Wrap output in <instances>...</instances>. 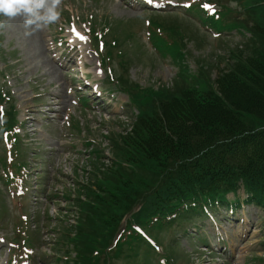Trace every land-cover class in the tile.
Instances as JSON below:
<instances>
[{"label":"rangeland","instance_id":"obj_1","mask_svg":"<svg viewBox=\"0 0 264 264\" xmlns=\"http://www.w3.org/2000/svg\"><path fill=\"white\" fill-rule=\"evenodd\" d=\"M71 1L72 5L59 3V19L42 30L26 29L22 16L5 18L6 25L0 29V89L10 91L17 101V106H30L33 118H40V107L35 106L39 92L25 79L35 78L37 86L46 89V93L51 97L59 96L56 104L51 99L49 101L52 105L42 107V113L49 116L48 118L51 116V123L40 124L35 119L36 125L33 128L39 129V132L33 134V142L39 150L35 149L34 154L29 156L16 158L28 163L34 170L31 180L23 172L28 185L26 201L25 194L21 197L8 196L9 191L5 187L2 188L0 183V233L6 235L7 240L6 243L0 241V264H22L25 259L33 264H69L70 261H78L77 247L85 245V242L80 240L77 244L68 241L62 229L69 231V228L62 222L66 219L71 223H80V212L73 205L74 198L79 195L78 187L95 181V163L102 169V162L106 164L110 161L111 157L106 155L109 151L102 153V150L108 146H119L115 143L119 135L126 130L119 122H131L134 115L131 113L129 118L118 115L125 114L126 108H132L125 107L129 103L133 104L132 96H139L142 91L151 89L164 90V93L168 94L169 91H178L189 86L188 84L205 79L202 76L214 81L222 72L232 68L239 58L249 57L256 52L261 53L259 45L262 41L252 29L254 24L264 28V0L257 13L254 8L250 20L245 19L246 15L239 11L237 16L240 18L235 17L230 21L217 20L220 14L214 9V16L206 11L202 12V9L198 14L194 10L190 11L192 3L204 9L202 0H163L164 2L160 1L161 8L136 6L132 0ZM167 1L174 3L166 4ZM215 1L219 2L223 10V0ZM145 2L143 0V3ZM225 4L242 9L236 1L229 0ZM225 13L233 15L234 11L227 10ZM204 14L206 22L202 17ZM74 19L78 22L75 23ZM165 19L183 27L187 33L188 42L184 39L186 45L182 44L181 48H177L181 41H175L173 45L159 41L155 50L151 40L164 38L165 31L153 25V22ZM71 23H75L85 32L93 30L94 41L89 40V44L99 56H103L105 51L101 53L97 47V31L104 34L109 53L113 39L118 41L115 50L122 51V57H126L124 68L119 64L118 55H114L111 60L107 55L103 56V64L108 61L107 67H112L114 72L103 70L97 55L88 46L85 51L82 50L83 55L89 57L88 60L80 59L77 55L76 60L69 62V57L65 58L67 45L60 46L61 41L53 43L52 40L55 37L68 40ZM174 34L175 32L172 36ZM34 41L39 50L38 56L33 48ZM72 45L77 46L73 41ZM255 45L258 48H255ZM113 53L116 54L115 51ZM4 63L9 64L11 68L16 65L20 74L25 75V88L16 87L15 83L10 85L9 82L12 81L4 80ZM84 63L85 70L90 72L88 80L96 84L93 90H98V93L93 92L91 96H86L90 109L84 104L80 106L74 103L76 90L81 91L82 97L88 90L79 78V71L73 67ZM178 65L182 67L180 71ZM99 70L97 74L96 71ZM117 75L123 85L119 89L108 82V78L112 80V77ZM66 87L74 93L66 91ZM18 96L20 102L17 100ZM147 97H142V105ZM98 105L107 107L104 113H99L98 110L93 112V108ZM142 109L145 107L140 108L138 113ZM67 113L71 116L70 123L74 124L75 129H79L76 134H71L70 127L65 126ZM81 137H94L93 140L99 143L93 146V159H90L92 162L89 165L87 160L90 149L86 147V141H80ZM35 151L40 152L35 155ZM0 155L7 156V151L0 150ZM126 159L127 156L124 162ZM5 165L7 169L15 168L10 159ZM150 167L151 163L143 162L141 167L129 168L133 173L127 171L125 178L117 174L114 183L120 179L121 181H118L117 186L113 183L108 190L112 188L113 194L119 198L125 196L126 202L109 206L110 215L111 207L131 205L133 213H130V217L136 215L144 219L143 216L148 213L146 207L152 202L154 204L150 212L164 206L156 198L164 188L156 171H145L150 170ZM22 181V178L15 180L17 193H23L18 189ZM125 182L133 183L134 186L129 187ZM124 184L126 187H123ZM49 186H52V189L47 194ZM117 190H120L118 194ZM243 195L241 188L236 195L231 193L227 196L239 198L244 197ZM80 196L84 198L83 193ZM111 201L113 199L107 203ZM179 202L175 200L167 206L166 203V211L170 212L178 207ZM26 204L29 216L24 211ZM123 211L127 213V210ZM193 214L192 217H178L170 223L165 218L162 227L154 230L143 225V230L152 236L145 235L144 239L133 237V226L130 225L121 238L116 259H112V264H164L161 262L162 257L166 258L164 253L169 255V264H264V210L261 207L245 203L234 208L224 204L204 209L199 213L195 211ZM105 220L101 219L100 226L104 231L106 246L101 244L103 239L96 238L90 253V262L97 259L93 256L94 249L102 250L108 247L117 236L118 226L113 224L106 227ZM123 223H126V217ZM46 228L49 229L48 233ZM9 253L11 260L7 263ZM100 256L103 258L98 264H105L107 255L102 253Z\"/></svg>","mask_w":264,"mask_h":264},{"label":"trees","instance_id":"obj_2","mask_svg":"<svg viewBox=\"0 0 264 264\" xmlns=\"http://www.w3.org/2000/svg\"><path fill=\"white\" fill-rule=\"evenodd\" d=\"M252 30L262 41L260 54L239 58L214 81L202 76L168 94L145 93V115L124 136L125 148L118 156H130L136 167L151 163L145 171H156L164 188L156 195L162 207L190 196L196 206H214L243 187L247 202L264 209V28L254 24ZM176 36L172 38L178 43ZM182 46L181 41L177 48ZM127 171L133 173L112 167L96 176L97 189L87 188L93 200L99 204L102 198L113 199L100 203L106 209L121 203L124 199L115 193L100 192L113 182L110 177L125 178ZM101 213L93 210L88 218Z\"/></svg>","mask_w":264,"mask_h":264},{"label":"clouds","instance_id":"obj_3","mask_svg":"<svg viewBox=\"0 0 264 264\" xmlns=\"http://www.w3.org/2000/svg\"><path fill=\"white\" fill-rule=\"evenodd\" d=\"M60 0H0V29L6 19L22 16L26 29L42 30L55 23L60 16Z\"/></svg>","mask_w":264,"mask_h":264},{"label":"bare ground","instance_id":"obj_4","mask_svg":"<svg viewBox=\"0 0 264 264\" xmlns=\"http://www.w3.org/2000/svg\"><path fill=\"white\" fill-rule=\"evenodd\" d=\"M75 32L77 33L78 31H75ZM31 33H35V32H31ZM53 40H55V38H53ZM53 40H52V42H53ZM71 41H73L77 46L82 47L81 46L82 45V39H79L77 37V35H73ZM36 45H37V43L35 42V46H33V48L35 50V55L38 56L39 50H37L38 48L36 47ZM54 50H56V48ZM82 50L85 51V49H82ZM66 89H68V87H66L65 90ZM96 110H105V109H103L102 107L93 108V112H96ZM31 136H32L31 133H29L28 137L31 138Z\"/></svg>","mask_w":264,"mask_h":264},{"label":"snow or ice","instance_id":"obj_5","mask_svg":"<svg viewBox=\"0 0 264 264\" xmlns=\"http://www.w3.org/2000/svg\"><path fill=\"white\" fill-rule=\"evenodd\" d=\"M204 7H205V8H209V9L212 8L211 5H207V4H205ZM76 34H77V37H78L79 39L87 40V37L83 36V35L80 34L79 32H77Z\"/></svg>","mask_w":264,"mask_h":264}]
</instances>
